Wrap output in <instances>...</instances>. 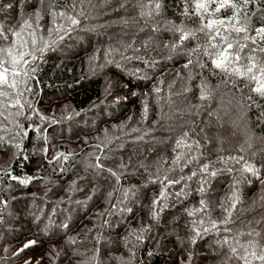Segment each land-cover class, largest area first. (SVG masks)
I'll list each match as a JSON object with an SVG mask.
<instances>
[{"label":"trees","instance_id":"16d2710c","mask_svg":"<svg viewBox=\"0 0 264 264\" xmlns=\"http://www.w3.org/2000/svg\"><path fill=\"white\" fill-rule=\"evenodd\" d=\"M3 2L14 5L0 12V23L6 29L15 28L22 17L32 16L41 9L39 34L47 38L54 21L38 0H23L22 7L21 0ZM51 2L55 11H68L66 4L71 0ZM93 5L85 4L80 25L43 54L36 64L32 90L26 94L36 111L49 117L44 114L49 109L55 122L40 121L35 116L28 120L22 116L21 122V116L7 119L0 116L3 126L0 136L4 139L0 143V159L5 154L2 150L12 151L10 141L16 130L13 120L25 128L41 129L29 131L21 140L26 159L17 155L8 167L0 169V200L7 201L0 209V264H25L26 261L35 264L37 260L40 264H94V255L98 264H239L236 260L229 261L227 245L220 246L216 241L222 235L231 237L252 229L264 232V202L259 200L264 188L257 177L242 175L240 171L243 163L248 162L264 177V98L249 92L244 77H227L210 71L211 64L205 55L209 38L205 34L197 32L178 47H168L179 43V34L169 30L168 22L185 24L192 29L199 27L195 18L183 15L185 0H161L160 12L147 23L139 15L138 0H108L107 3L93 0ZM248 12L250 34L255 35V29L264 27L261 18L264 3L251 5ZM230 14L231 10L221 12L222 16ZM122 20L128 24L119 23ZM55 23L65 21L56 18ZM155 25H159V31L153 30ZM146 41L148 47L143 46ZM133 42L137 51L128 50L125 54L154 60V67H148L143 60H121L118 55L115 60L122 67L107 62L104 49L122 48L123 44ZM255 44L260 46L259 41ZM97 54L98 59H93ZM241 57V63L245 64L251 62L245 60L247 57L254 56L241 53ZM189 60L192 64L185 68ZM200 63H207L208 67L201 69ZM137 68L141 72L134 77L131 73ZM160 80L164 81L163 96L167 95V85H172V103L162 100L157 105L150 100L145 121L141 116V101L145 99L142 94L154 96L152 87ZM202 82L211 91L209 100L199 98ZM134 92L141 95H133ZM57 101L63 102L61 109L56 107ZM195 105L203 106L196 108ZM28 111L26 106L24 112ZM69 115L71 119H67ZM121 124L126 126L113 127ZM132 128H139L141 132H131ZM105 129L110 137H123L120 142L123 146L116 147L118 142L113 140L107 148H96L105 141ZM193 129V139L200 141L204 157L200 163L216 161L220 156L244 159L227 166L217 164L221 170L210 179L203 194L197 191L199 185L195 178L189 181L188 195L170 197L159 220H153L151 204L161 191L156 177L167 174L169 179H179L198 167L192 164L182 170L166 171L174 156L173 138L181 131ZM73 135L83 143L75 152L67 153L70 154L68 161L39 165L35 151L41 137L51 138V146L55 148L64 136ZM65 147L59 145L67 152ZM242 147L245 151L240 150ZM94 153L101 156L100 163L105 169H116L121 163L128 165L120 185L107 171L98 173L92 167L96 164ZM162 160L168 163H161ZM9 169L12 175L31 177V182L23 185L5 176ZM234 179L241 181V202L233 213L234 222L228 225L231 233H209L197 244H190V221L195 217H189L186 209L198 208L203 198L209 202L212 217L222 219L225 213L219 204L224 201L225 207L228 206L226 197ZM121 185L135 189V195L125 205L118 206L130 207L132 212L112 208L122 198L121 192L114 191ZM181 186L176 185L170 191L178 192ZM109 192H113L112 197L108 196ZM105 210L111 214L99 215ZM142 227L148 230L137 240V231ZM29 240L38 243L15 256ZM81 250H85L84 254L76 255Z\"/></svg>","mask_w":264,"mask_h":264},{"label":"snow or ice","instance_id":"6c2138e0","mask_svg":"<svg viewBox=\"0 0 264 264\" xmlns=\"http://www.w3.org/2000/svg\"><path fill=\"white\" fill-rule=\"evenodd\" d=\"M107 3L108 0H105ZM264 3V0H185V7L183 15L192 19L195 18L199 22V27L196 29L188 28L185 24H175L168 22L170 25L169 30L179 34L178 44H171L168 47L176 48L179 44H183L185 41L196 36L197 32L205 34L208 38V47L205 49V55L207 60L211 64L210 71L213 74L222 73L227 77H244L247 80L245 87L248 88L250 93H254L259 97L264 98V58L257 60L255 57H249L250 63H241V53L249 48L250 44L260 42L258 51L264 53V27L255 29V35L250 34L249 22L250 15L248 9L251 5ZM38 3L42 8H45L47 13L53 18L54 27L48 30V36L45 38L40 35V29L38 27L39 21L43 18L41 9H37L32 16L21 19V22L17 24L15 28L6 29L3 23H0V116L5 119L9 117L23 116L25 120L35 116L40 121L55 122L52 117H47L36 111L32 104L27 100L26 94L31 92V82L33 80V74L36 72L37 62L43 58V54L46 51H50L56 44L64 38L70 31L74 30L81 23L80 17L85 16L84 5L88 4L90 7H94L93 0H71V3L66 4L68 11L61 10L55 11L52 7L51 0H38ZM13 4H5L3 0H0V12H6L8 9L13 8ZM23 6V0H21V7ZM161 0H148V3H144L143 0H138L139 15L145 18V23L149 18L154 17L161 10ZM231 10L230 15H221V12ZM33 18L35 24L33 23ZM60 18L65 23H55V19ZM119 23L124 25L128 24L127 20H122ZM154 31H159V25L154 26ZM55 33V36H53ZM219 38V39H218ZM148 47L146 41L143 45ZM128 50L137 51L134 42L123 44L122 48L109 47L103 50V55L108 58V63H117L115 57L120 56L121 60H143L144 64L148 67H154V60H147L141 56H128L125 53ZM93 59H98V54L94 55ZM192 64L189 60L184 65L188 68ZM118 67H122L117 63ZM201 69L207 68V63H200ZM141 72V69H135L131 75L137 76ZM144 78H147L146 76ZM164 84L163 80H160L156 85H153L151 92L154 96H150L149 93H143L145 99L141 101L142 104V119L147 121L149 116L150 100L159 105L161 101L171 105L172 85H167L168 92L166 96L162 95L164 89L161 85ZM187 91V89H186ZM200 100L205 101L211 99V91L207 85L202 82L199 87ZM133 95H141L140 93H133ZM252 99L251 96L248 97ZM118 102V101H117ZM28 107L29 111L24 112L25 107ZM203 105H195L193 107L199 108ZM17 109L13 112L11 109ZM71 115L67 119H71ZM131 120V118H129ZM18 131L15 132V136L21 138L26 137L29 131L39 132L41 129L38 126H30L25 128L19 121H12ZM126 125H114V128L123 129ZM3 126L0 125V130ZM12 131V129H7ZM144 131H147L146 129ZM105 141L103 145H96V148H107L113 140L117 141L116 147H122L120 143L123 139L121 136L110 137L108 130L105 129ZM131 132L139 133L141 129L132 128ZM195 130L181 131L173 138L172 151L174 156L171 160V167L166 171L172 172L176 168L188 167L189 165L196 164L198 167L195 171H191L188 176H181L179 179H169L165 174L163 177L157 176L156 181L161 185V191L156 196L151 204V217L153 220H159L160 213L167 207L170 197L175 196L177 198H183L188 195L189 184L188 182L194 178L198 182L197 191L201 194L207 190V185L212 177L217 176L220 168L216 165L227 166L232 162L239 163L244 158L242 156H220L216 161L209 163H200L203 157V153L200 151L201 144L197 139H193ZM126 135V134H125ZM139 139H143L140 136ZM4 139L0 136V143H3ZM15 147L18 150V155L21 159H26L24 153L21 151L22 144L17 143ZM241 151H245L242 147ZM96 160V164L92 167L96 168L98 173L107 171V173L113 177L120 185L123 172L127 169L128 165L121 163L116 169H105L103 164L100 163L101 156L99 154H93ZM70 158V154L63 152H57L53 157V162H65ZM161 163H168L166 160H162ZM143 166V165H142ZM227 171H231V168H226ZM241 174H251L259 179L262 188H264V177L260 176V170L253 164L244 162L241 169ZM5 176H9L12 180L17 181L19 184L27 185L31 182V177H18L12 175L11 169L4 173ZM240 183L239 179H234L232 185H230L231 192L226 197L227 207L225 202L221 201L219 207L225 213L222 219H214L209 209V202L205 199L199 201L198 208L186 209L189 217H195L190 221V231L192 235L189 238V242L192 245L198 243L204 236L209 233H216L217 235L231 233L229 224L233 223V213L237 208V205L241 202L240 198ZM176 185H182L180 191L172 192L171 188ZM95 191V190H93ZM114 191L121 192L122 198L117 200L116 204L112 205L115 210L132 212L130 207L119 208V205H125L130 197L135 195L134 188H123L122 185ZM109 197L113 196V192L108 193ZM259 200L264 202V190H262ZM7 204V201L0 200V209H3ZM108 210L100 213L99 215H110ZM107 221L105 220V224ZM67 227V225H65ZM150 228V226H149ZM148 228H141L137 231L136 239L140 240L142 234L146 232ZM72 239V238H70ZM73 242L74 239H73ZM38 243L37 240L27 241L20 249L14 253L15 256H19L26 250L33 248ZM216 243L220 246L227 245L229 261L236 260L239 264H264V232L252 229L248 232H239L229 237V235H222L221 239H218ZM134 255V253H133ZM94 264H98L97 258L94 255L92 257ZM25 264H32V261H26ZM35 264H40L37 260Z\"/></svg>","mask_w":264,"mask_h":264},{"label":"rangeland","instance_id":"374dc122","mask_svg":"<svg viewBox=\"0 0 264 264\" xmlns=\"http://www.w3.org/2000/svg\"><path fill=\"white\" fill-rule=\"evenodd\" d=\"M261 18L264 19V13L261 14ZM249 24H250V22H249ZM259 47L260 46L258 44H250L249 48L245 49L242 52V54L244 56H254L257 60H260V59L264 58V53H260L258 51ZM248 58L249 57H247L245 59V60H247V62H248ZM61 103H63V102L62 101H57L56 107H59L61 109ZM51 107H52V105L49 108L51 109ZM44 114H47V115L49 114V117H53V115H51V111L49 109H47V108H46V111L44 112ZM21 120H22V116L20 117V122H21ZM242 122L245 123V124H248V122H246L245 120H243ZM16 131H17V128H16L15 132ZM46 131H47V129H46ZM51 142H52L51 138H47L45 136L41 137L39 139V143H38L37 149L35 151V154L38 155V158H39L38 162H39L40 166H44L46 163H49V161H52L53 157L56 155L57 152H63L65 154H67L69 152L73 153L83 143L82 140L79 139L78 136H74V135L73 136H68V137L64 136L56 144L55 148H52ZM17 143L21 144V139L19 137L15 136V133H14L13 136H12V139L10 141V146L12 147V151L11 152H9V150H6L5 152H4V150L1 151V153H5V154L0 159V169L8 167L9 164L18 155V150L15 147V145ZM60 144H63V146H66L65 148H67L68 151L64 152L62 149H60L59 148ZM84 252H85V250H81V251L77 252L76 255H83Z\"/></svg>","mask_w":264,"mask_h":264}]
</instances>
